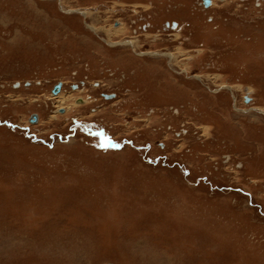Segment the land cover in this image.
I'll use <instances>...</instances> for the list:
<instances>
[{"label":"rangeland","instance_id":"374dc122","mask_svg":"<svg viewBox=\"0 0 264 264\" xmlns=\"http://www.w3.org/2000/svg\"><path fill=\"white\" fill-rule=\"evenodd\" d=\"M178 1L0 0V264H264V0Z\"/></svg>","mask_w":264,"mask_h":264},{"label":"flooded vegetation","instance_id":"af4514ba","mask_svg":"<svg viewBox=\"0 0 264 264\" xmlns=\"http://www.w3.org/2000/svg\"><path fill=\"white\" fill-rule=\"evenodd\" d=\"M159 3L161 0H157ZM227 0H196L195 9H199V10H210L213 11V15L211 16V21H215L216 20V16H217V12H218V7L224 5V4H219L218 2H226ZM208 3V4H207ZM149 4H151V8H156L157 5H155L153 2H150ZM165 25L172 28V29H177L180 26V21L178 20H170V21H166ZM116 26H120V23H117ZM83 101V99H80ZM84 102V101H83Z\"/></svg>","mask_w":264,"mask_h":264},{"label":"water","instance_id":"95a60500","mask_svg":"<svg viewBox=\"0 0 264 264\" xmlns=\"http://www.w3.org/2000/svg\"><path fill=\"white\" fill-rule=\"evenodd\" d=\"M61 87H62V82H59L58 84H56L55 87L52 90L53 94H57L60 91ZM105 97L109 98L110 96L108 94H106ZM248 100L249 99L247 98V101ZM30 121L33 122V123L37 122L38 121V115L37 114H33L32 117L30 118ZM105 264H114V263L113 262H107Z\"/></svg>","mask_w":264,"mask_h":264},{"label":"crops","instance_id":"0c3cea01","mask_svg":"<svg viewBox=\"0 0 264 264\" xmlns=\"http://www.w3.org/2000/svg\"><path fill=\"white\" fill-rule=\"evenodd\" d=\"M175 8H176V11H177L178 15L186 16L188 14V12H187V9H188L187 8V3H186L185 0L184 1L183 0L178 1L177 2V6Z\"/></svg>","mask_w":264,"mask_h":264},{"label":"bare ground","instance_id":"6f19581e","mask_svg":"<svg viewBox=\"0 0 264 264\" xmlns=\"http://www.w3.org/2000/svg\"><path fill=\"white\" fill-rule=\"evenodd\" d=\"M119 30H120V29H119ZM117 31H118V29H117ZM120 32H121V31H120ZM132 40H133V39H132ZM124 43H125V44H129V45H131V46H134V45H133V42H131V41H125ZM61 89H62V87H61ZM61 89H60V91H61ZM60 91H59V92H60ZM59 92H58V93H59ZM58 93H57V94H58ZM57 94H53V95H57ZM74 100H75V99H74ZM83 101L86 102L85 100H83ZM84 102H83V103H84ZM76 103H77V102H76ZM72 104H73V103H72ZM63 111H64V110H61V112H63Z\"/></svg>","mask_w":264,"mask_h":264}]
</instances>
